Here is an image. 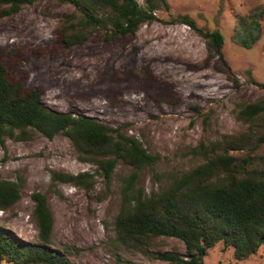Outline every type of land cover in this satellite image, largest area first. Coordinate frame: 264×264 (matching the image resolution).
Here are the masks:
<instances>
[{"label":"rangeland","instance_id":"1","mask_svg":"<svg viewBox=\"0 0 264 264\" xmlns=\"http://www.w3.org/2000/svg\"><path fill=\"white\" fill-rule=\"evenodd\" d=\"M167 2L168 10H158L157 20L143 23L133 35L107 38L104 30H96L73 47L61 30L75 12L72 5L40 0L12 14L0 8V60L11 80L40 90L48 107L92 116L138 138L151 154L160 155L157 172L192 169L201 162L193 147L247 131L250 123L236 115L239 104L264 101V0ZM184 15L199 28L222 32L224 60L208 57L206 39L189 25L166 22ZM253 33L258 39L246 47L242 40ZM254 126L257 135L264 132V126ZM232 154L240 159L251 155L254 165L264 169V143ZM81 156L85 154L64 134L8 138L0 145V179L17 183L21 196L0 210V226L38 242L32 195L40 192L53 215L52 246L75 247V264H170L150 253L185 254V243L176 237H156L142 249L118 242L115 218L132 168L118 161L107 181L96 164ZM52 171L90 172L94 184L86 189L53 181ZM138 185L147 192L157 187L151 166L142 169ZM233 252L220 242L204 261L264 264V245L245 260H236Z\"/></svg>","mask_w":264,"mask_h":264},{"label":"trees","instance_id":"2","mask_svg":"<svg viewBox=\"0 0 264 264\" xmlns=\"http://www.w3.org/2000/svg\"><path fill=\"white\" fill-rule=\"evenodd\" d=\"M37 1L0 0V8L5 7L3 14H12ZM59 1L75 8L61 28L69 47L85 42L96 30H104L107 38L133 35L143 23L157 20L158 10L169 9L167 0H144V5L138 0ZM166 22L189 25L206 39L208 57L216 55L224 60L221 31L199 28L188 15ZM255 25L260 33L259 22ZM257 39L258 34L253 33L242 43L250 47ZM41 96L40 90L27 89L23 83L11 80L0 60V145L8 138L29 140L36 132L48 138L64 134L85 154L81 159L96 164V171L107 181L118 161L130 166L132 171L124 179L121 208L115 218L118 242L142 249L156 237L179 238L186 246L184 255L172 251L150 253L170 264H206L207 252L220 242L233 248L236 260L255 255L264 245V169L254 165L251 155L240 159L232 154L246 148L256 150L264 143V132L257 135L253 131L255 124L264 126V101L239 104L236 115L250 123L247 131L201 141L192 148L201 159L198 166L163 174L154 168L160 155L151 154L138 138L92 116L50 108ZM145 166H151L157 184L150 192L138 185ZM93 176L90 172L52 171L53 181L71 182L86 189L93 186ZM20 196L17 183L0 179V210L8 209ZM32 198L39 241H28L0 226V264H75L71 259L75 247L52 246L54 220L46 196L35 192ZM142 251L149 253L147 249Z\"/></svg>","mask_w":264,"mask_h":264}]
</instances>
